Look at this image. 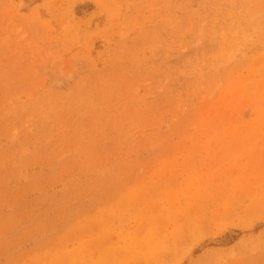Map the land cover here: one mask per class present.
<instances>
[{
	"label": "rangeland",
	"instance_id": "374dc122",
	"mask_svg": "<svg viewBox=\"0 0 264 264\" xmlns=\"http://www.w3.org/2000/svg\"><path fill=\"white\" fill-rule=\"evenodd\" d=\"M0 264H264V0H0Z\"/></svg>",
	"mask_w": 264,
	"mask_h": 264
}]
</instances>
